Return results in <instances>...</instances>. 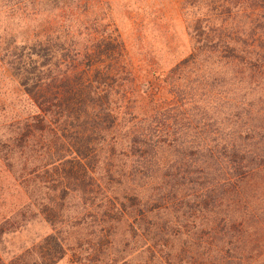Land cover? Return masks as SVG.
<instances>
[{
  "label": "trees",
  "instance_id": "1",
  "mask_svg": "<svg viewBox=\"0 0 264 264\" xmlns=\"http://www.w3.org/2000/svg\"><path fill=\"white\" fill-rule=\"evenodd\" d=\"M182 1L191 52L146 84L109 0L39 19L19 47L8 65L36 112L0 142V160L25 183L67 168L57 188L41 178L29 193L54 233L7 259L3 238L20 228L0 222V264L69 253L77 264H131L136 253L140 264H264V0ZM65 200L73 216L54 220ZM130 231L142 246L119 256Z\"/></svg>",
  "mask_w": 264,
  "mask_h": 264
},
{
  "label": "rangeland",
  "instance_id": "2",
  "mask_svg": "<svg viewBox=\"0 0 264 264\" xmlns=\"http://www.w3.org/2000/svg\"><path fill=\"white\" fill-rule=\"evenodd\" d=\"M109 5L111 21L125 44L128 60L138 83L146 84L164 77L189 56L192 42L182 0H109ZM261 6L264 7V4ZM84 10V0H0V142L7 140L19 119L36 112L29 100L22 96L18 80L8 64L16 60L20 46L34 41L35 32L42 26L39 19L52 17L54 14L64 16L72 11L75 16L80 17ZM194 108H198L197 105ZM115 153L118 155L119 152ZM63 168L46 169L47 173L40 174L39 179L36 178L37 175H31L25 183L15 174V169L9 170L0 160V222L8 220L20 228L18 232L3 238L1 250L4 258L9 259L25 252L33 244L54 233L33 207L39 201L35 197L30 198L29 193L37 187L41 178L50 184L48 187L57 188V181L63 176ZM27 170L34 171V165H29ZM57 204L61 209L59 213L56 212L54 220L61 222L65 214L73 216V203L65 200ZM187 226L191 227L192 224ZM123 231V227L118 229L117 240H120ZM102 234L108 237L112 230H103ZM136 235L138 234L130 231L133 243L128 244V247L118 245L114 248L115 253L124 257L142 246L141 243L135 244L138 242ZM105 243L106 240L103 241ZM130 258L131 264H140L147 255L139 257L136 253ZM95 260L96 258H91V261ZM58 264L77 263L69 253Z\"/></svg>",
  "mask_w": 264,
  "mask_h": 264
}]
</instances>
